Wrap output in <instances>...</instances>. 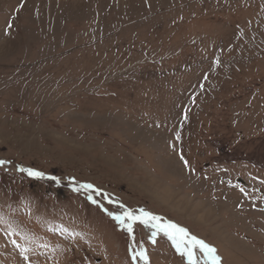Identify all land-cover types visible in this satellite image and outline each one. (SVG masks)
Segmentation results:
<instances>
[{
  "label": "rangeland",
  "instance_id": "obj_1",
  "mask_svg": "<svg viewBox=\"0 0 264 264\" xmlns=\"http://www.w3.org/2000/svg\"><path fill=\"white\" fill-rule=\"evenodd\" d=\"M0 160V264H264V0H0Z\"/></svg>",
  "mask_w": 264,
  "mask_h": 264
},
{
  "label": "snow or ice",
  "instance_id": "obj_2",
  "mask_svg": "<svg viewBox=\"0 0 264 264\" xmlns=\"http://www.w3.org/2000/svg\"><path fill=\"white\" fill-rule=\"evenodd\" d=\"M187 118V117H185ZM7 162L4 160H0V165H4ZM185 164H187L188 162L185 160L184 161ZM21 172H27V174L29 176H35V177H43L45 174L43 172L37 171V170H33V169H25V168H21L20 169ZM49 179L52 180H57V177H49ZM83 187H87V188H92V185H85ZM79 189H77L78 191ZM124 217H127L129 220H142L144 223L146 224H151V226L155 229H158L159 231L164 232L170 239L173 240V242L176 244L177 250H181V244L177 242L176 239V230H177V226L174 224H162L160 223V218L153 215L152 213H143V216H135L133 213L130 212H126L123 214V216H117L116 219L121 220V222H123ZM155 222V223H153ZM0 223L4 224L7 226L6 230H11L13 232H15V229L13 228L12 224L9 222V220L4 217V216H0ZM129 230L132 229V225L129 224L128 225ZM181 234H183L184 236L187 235L186 230L185 229H179L178 230ZM157 232H153V236L157 235ZM29 237L27 235H25V239L27 240ZM194 240V245L189 247V246H185L183 249L182 254H187L189 260L192 262V264H196V261L194 260V255H195V245H198L201 252L206 255L209 260L211 261V264H219V257H217L215 255L216 250L211 247L210 245L206 244L204 241L202 240H196L195 238H193ZM13 243H15V241H13ZM23 252H27L28 249L24 248L22 249ZM137 255L139 256H143L145 259H147L146 257V253L145 252H141L139 254H136L133 256V259L137 258Z\"/></svg>",
  "mask_w": 264,
  "mask_h": 264
}]
</instances>
